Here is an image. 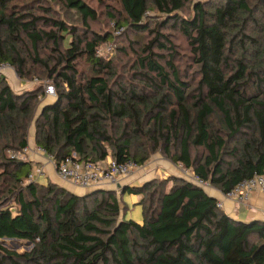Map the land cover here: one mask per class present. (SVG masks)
Returning a JSON list of instances; mask_svg holds the SVG:
<instances>
[{"label": "trees", "instance_id": "obj_1", "mask_svg": "<svg viewBox=\"0 0 264 264\" xmlns=\"http://www.w3.org/2000/svg\"><path fill=\"white\" fill-rule=\"evenodd\" d=\"M46 1L77 13L82 34L55 17ZM117 1L126 26L152 36L136 53V82L125 84L111 83L112 61L96 55L113 35L90 33L96 13L86 2L0 0V62L21 79L32 71L44 75L55 89L36 116L43 84L14 91L0 75V195L17 204L13 213L0 201V239L33 245L28 252L0 245V264H264V222L233 218L205 188L180 176L123 187L120 194L141 196L138 223L121 217L114 190L78 195L51 179L27 182L32 161L9 157L8 151L28 146L34 125L33 146L56 164L74 154L78 162L110 156L141 166L160 153L221 194L254 175L264 178V39L247 34V0H196L193 18L179 14L193 0ZM153 11L164 21L153 23ZM168 23L187 39L195 86L171 63L173 46L158 29ZM39 47L51 55L39 58ZM156 49L169 51V71ZM82 60L87 75L76 70Z\"/></svg>", "mask_w": 264, "mask_h": 264}, {"label": "rangeland", "instance_id": "obj_2", "mask_svg": "<svg viewBox=\"0 0 264 264\" xmlns=\"http://www.w3.org/2000/svg\"><path fill=\"white\" fill-rule=\"evenodd\" d=\"M17 1L18 3H25L30 0H17ZM83 1L86 2L91 8H93V10L96 13V19L94 21H89V23L87 24L88 28L90 29V33L108 32L113 35L112 40H110L107 43L113 44L114 48L109 53L104 54V57L107 60L112 61V70L114 72V77L111 79L110 82L111 83L116 82L119 84L136 82L134 79V74L135 72H137L136 53L141 50L142 46L148 43V41L152 36H149L147 34L132 32L126 26L125 15L122 12L117 0H83ZM246 3L247 6L252 10L251 17H248L249 15L246 13L243 14V17L246 18L247 21V27H248L247 34L252 39L262 40L264 39V0L262 1L247 0ZM43 5L51 8L53 10V15L55 17H58L66 21L68 24H70V26L74 27L77 31L76 34H82V32L84 31L83 28L84 25H82V20L77 13L68 10L61 4H57L50 1L44 2ZM195 5H196V0L190 1L185 5L183 10L179 12V14L183 18H193L195 15ZM36 6H38V3H36ZM151 15H152L151 20L153 23H160L164 21L163 16L156 11H153ZM116 21H119L120 25H122L123 28L118 27ZM158 29L160 32L167 35L168 39L170 40L173 46L174 56L171 58L172 65L174 66L175 69H177L181 73V75L186 80H188L189 83L195 86L198 81L197 67L195 66L192 60L187 39L183 35L181 29H179L178 27L174 28L171 25V23H168L166 25L164 24L163 27H158ZM70 39H71L70 35L65 36V41H64L65 46H67ZM251 49L252 48L249 46L248 52H250ZM22 52L25 56L29 55L30 47L27 43H25V47L24 49H22ZM155 52H157L160 55L159 62L162 65L166 66L167 65L166 63L170 61L169 51L156 49ZM239 54L240 52H238L236 56H239ZM49 55H51V52L49 50L45 49L44 47H39V58L44 59ZM75 66L77 72L82 75H87L90 73V67L85 62V60L78 62ZM27 67L31 70L35 68L38 70V67L33 65L31 61H28ZM166 69L167 71L170 70L168 68V65L166 66ZM2 75L7 79L8 84L14 91H23L25 89L34 88L37 87L38 85L41 84L44 85L46 83L53 84L51 83V81H48L44 75L41 74L34 75L33 71L31 72L30 77L21 79L20 77H18V75L16 74V70L13 67L12 69H10V71H7L5 74ZM54 93H55V89H54ZM51 99H53V96L40 95L39 99L37 100V103H35L36 116L37 114H39L41 106L44 103L50 101ZM29 137H30L29 144H31L33 142L32 137H34V125H32L30 128ZM33 149L34 151H36L35 147H33ZM159 159L165 162H170V160L167 157H164L160 153H155L152 154L150 158L146 160L145 163L147 164V161L150 160L148 164H153L157 162L156 160ZM33 166L34 165H32V167ZM24 169L27 170L28 166H26ZM48 180H49L48 177L46 179H40L39 184L47 185V183L49 182ZM54 182L78 195H86L91 192V191H78L75 188L69 186L66 182L59 179L57 181L54 180ZM14 198H15L14 196L9 195L8 193H3L0 195V201L5 205H8L13 213L17 209V204ZM0 245L6 248L7 250L14 252H28L33 247V245L30 242L28 243L26 241L8 240V239L4 242L1 241Z\"/></svg>", "mask_w": 264, "mask_h": 264}, {"label": "built area", "instance_id": "obj_3", "mask_svg": "<svg viewBox=\"0 0 264 264\" xmlns=\"http://www.w3.org/2000/svg\"><path fill=\"white\" fill-rule=\"evenodd\" d=\"M114 48L113 44L104 43L96 50V55L104 56ZM12 66L8 62H0V75L10 71ZM45 96H54V87L52 84H44ZM37 153H45L43 149L36 148ZM29 147H25L22 151H8L9 157L14 160L28 159ZM46 154V153H45ZM53 161L55 172L58 178L70 182L72 185L84 189L101 188L104 184L120 185L123 178L132 174L139 166L133 162H117L115 160L105 159L104 161H82L78 162L74 159L75 155L67 156L59 163H55L51 155H47ZM180 177L191 181L202 188H207L209 183L199 178L192 169L183 166L182 163L174 164ZM46 171L42 165H34L27 176V182H35L44 179ZM254 191L264 193V178L261 175H254L248 179L240 181L229 192L223 194L225 198L234 199L238 203H246ZM216 205L222 208L221 201H217ZM3 239V238H2ZM0 239V242L1 240Z\"/></svg>", "mask_w": 264, "mask_h": 264}, {"label": "crops", "instance_id": "obj_4", "mask_svg": "<svg viewBox=\"0 0 264 264\" xmlns=\"http://www.w3.org/2000/svg\"><path fill=\"white\" fill-rule=\"evenodd\" d=\"M52 100V99H51ZM50 100V101H51ZM33 145L28 144L29 154L28 160L32 161V165H42L45 168L46 176L44 179L48 177V179L57 181L60 178L57 177L53 161L45 153H37L34 151ZM106 159H110V156H107ZM151 160V159H150ZM149 160V161H150ZM144 163L139 166L136 170L132 172L129 176L122 179L120 185L114 186L112 184H104L101 188L97 189H108L114 190L118 195L121 205V217L125 219H130L135 222L141 223L143 220L142 215V206L139 204V200L141 198L140 195L122 193L120 194L121 187L124 186H139L144 182H147L153 178H164L170 176H180L177 168L171 162H165L161 159L156 160L157 162L153 164ZM64 181V180H62ZM66 182L72 188H75L78 191H92L97 189H84L80 187H76L72 185L68 181ZM205 192L215 197L218 201L222 203V209L233 218H236L241 221H249V220H261L264 222V193L259 191H254L250 195L248 201L246 203H238L234 199L225 198L223 194L219 192L216 188L212 186H208L204 189Z\"/></svg>", "mask_w": 264, "mask_h": 264}, {"label": "water", "instance_id": "obj_5", "mask_svg": "<svg viewBox=\"0 0 264 264\" xmlns=\"http://www.w3.org/2000/svg\"><path fill=\"white\" fill-rule=\"evenodd\" d=\"M51 101H48V102H46V103H44L42 106H41V108L42 107H44L45 105H47V104H49ZM123 191V187H121V189H120V192H122ZM13 240V239H11V238H3L1 241L2 242H4V241H6V240ZM29 243V242H28Z\"/></svg>", "mask_w": 264, "mask_h": 264}]
</instances>
